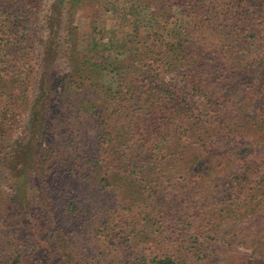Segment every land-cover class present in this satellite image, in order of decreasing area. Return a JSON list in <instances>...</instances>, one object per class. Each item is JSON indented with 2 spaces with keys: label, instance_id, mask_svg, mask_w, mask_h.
Masks as SVG:
<instances>
[{
  "label": "trees",
  "instance_id": "obj_1",
  "mask_svg": "<svg viewBox=\"0 0 264 264\" xmlns=\"http://www.w3.org/2000/svg\"><path fill=\"white\" fill-rule=\"evenodd\" d=\"M111 1L0 0V264H264V0Z\"/></svg>",
  "mask_w": 264,
  "mask_h": 264
},
{
  "label": "rangeland",
  "instance_id": "obj_2",
  "mask_svg": "<svg viewBox=\"0 0 264 264\" xmlns=\"http://www.w3.org/2000/svg\"><path fill=\"white\" fill-rule=\"evenodd\" d=\"M49 2V0H48ZM46 2L45 6H44V10L46 12V10L49 8V3ZM134 2V0H112L110 3V13H107L106 15H104L101 19L99 20L97 23V26L93 27H85V25H81V31H80V50L85 53V54H90L91 56H94V54H97V51H92V52H88V50H91L93 48V43H102L104 44L105 42H107V40L110 37L115 38V41L117 42H122V41H127L130 40L133 33H134V28L137 25H123L122 24V17L124 16V8L126 7L127 4ZM138 9H141L140 6H138ZM141 15H142V22L147 21L148 17H150V9H141ZM166 11V10H165ZM167 11L170 13V15L172 16H176L179 15V9L177 10V8H170L167 9ZM176 19V20H175ZM174 23L177 25L181 24V20L174 18ZM105 28V29H104ZM43 35V33H41V36ZM45 37V34L43 35ZM125 54V53H124ZM97 59L101 58V56H109L111 59H114L116 56L115 52H110V51H105L104 53H99L96 55ZM38 63H40V59H38ZM67 62H65L64 59H59L58 62V67L57 70L54 72V76L53 79L55 81L54 86L55 88L59 89L62 83V79L65 76V74L67 73ZM58 74V75H57ZM103 83L104 84H112V79L111 78H107L105 76H103L102 78ZM114 82V81H113ZM93 101H97L98 100V94L96 93L95 96H91ZM26 133V128H25V123H22L18 133L16 134V136H18L20 139L23 138V136ZM48 142H50V140L48 139ZM44 146H46L47 143V139L44 140ZM3 182H4V177L0 175V188H4L3 186ZM5 189L9 192V190L5 187ZM4 189V190H5ZM53 240V239H52ZM245 253V252H243ZM248 254V253H246Z\"/></svg>",
  "mask_w": 264,
  "mask_h": 264
}]
</instances>
